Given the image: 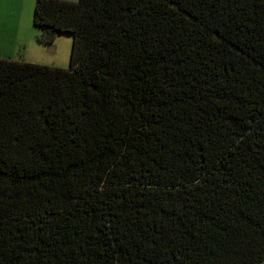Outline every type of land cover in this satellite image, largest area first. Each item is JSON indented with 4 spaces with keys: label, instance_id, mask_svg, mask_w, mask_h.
<instances>
[{
    "label": "trees",
    "instance_id": "1",
    "mask_svg": "<svg viewBox=\"0 0 264 264\" xmlns=\"http://www.w3.org/2000/svg\"><path fill=\"white\" fill-rule=\"evenodd\" d=\"M67 70L0 59V264H264V0H36Z\"/></svg>",
    "mask_w": 264,
    "mask_h": 264
},
{
    "label": "rangeland",
    "instance_id": "2",
    "mask_svg": "<svg viewBox=\"0 0 264 264\" xmlns=\"http://www.w3.org/2000/svg\"><path fill=\"white\" fill-rule=\"evenodd\" d=\"M35 3L36 0H0V59L67 70L73 36L56 33L48 37L35 27Z\"/></svg>",
    "mask_w": 264,
    "mask_h": 264
},
{
    "label": "water",
    "instance_id": "3",
    "mask_svg": "<svg viewBox=\"0 0 264 264\" xmlns=\"http://www.w3.org/2000/svg\"><path fill=\"white\" fill-rule=\"evenodd\" d=\"M50 53H52V52H50Z\"/></svg>",
    "mask_w": 264,
    "mask_h": 264
}]
</instances>
